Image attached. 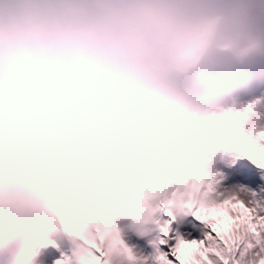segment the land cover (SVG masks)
<instances>
[{
  "label": "clouds",
  "instance_id": "obj_1",
  "mask_svg": "<svg viewBox=\"0 0 264 264\" xmlns=\"http://www.w3.org/2000/svg\"><path fill=\"white\" fill-rule=\"evenodd\" d=\"M254 148L264 0H0V264H153L193 208L228 233L217 164Z\"/></svg>",
  "mask_w": 264,
  "mask_h": 264
},
{
  "label": "snow or ice",
  "instance_id": "obj_2",
  "mask_svg": "<svg viewBox=\"0 0 264 264\" xmlns=\"http://www.w3.org/2000/svg\"><path fill=\"white\" fill-rule=\"evenodd\" d=\"M250 145L254 141L249 142ZM256 152L251 162L260 169H264V151L253 149ZM244 158V157H242ZM242 191H247L242 189ZM251 199L244 200L235 194H229L225 198L218 200L222 203L225 199L231 200L234 204L242 202V207L247 210L246 217L241 219L236 216L234 226L228 233L218 234L208 219L203 209L193 211L197 221L203 226L205 231L201 239H185L176 234L174 240L185 239L195 241L200 246L199 254L192 258L190 264H264V200H258L255 193H249ZM191 207V205H189ZM174 220L175 217L169 213ZM171 221L161 229L164 239H161L159 251L156 253L153 264H160L161 258H166L167 264H184V257L180 255L174 244H170ZM168 248V251H162L160 246ZM254 249L258 251L253 252ZM237 254H239L237 258ZM172 257L173 259H169ZM250 257V259H246Z\"/></svg>",
  "mask_w": 264,
  "mask_h": 264
},
{
  "label": "rangeland",
  "instance_id": "obj_3",
  "mask_svg": "<svg viewBox=\"0 0 264 264\" xmlns=\"http://www.w3.org/2000/svg\"><path fill=\"white\" fill-rule=\"evenodd\" d=\"M227 166L230 169H223L222 167L218 166L217 169L223 173V177L227 178V180L231 183H239L241 184V187H246L249 190V193H255L256 198L258 200H264V169L257 168L251 161L244 159V158H237L235 155H229L227 157ZM233 173L239 175V179H236L233 175ZM229 178V179H228ZM223 182H226V180H223ZM244 200L251 199V196H248L246 198H241ZM173 216L175 219L173 220L172 217H162L161 218V226H164L165 222L171 221V231L170 236L173 237V239L169 240L170 244H174L175 240L174 237L176 234L181 233L182 237L185 239H201L203 236V232L205 231L204 226L200 222H196L195 217L191 215L190 220H186V223H180L178 221V217L175 216V213H173ZM181 224V225H180ZM191 225V226H190ZM179 227V231H176V229ZM197 228L200 229L199 236H194L198 233ZM194 235H191V232H194ZM153 236H149L146 239H137L136 237H132L130 243L135 244L138 246L137 250L142 251L144 255H154V247H150L148 245V240L152 239ZM160 239H164L163 235H160ZM160 249L168 251V248L161 245ZM258 251V249H254L253 252ZM239 254H237L238 258ZM169 259H173L172 257H169ZM246 259H250V257H246Z\"/></svg>",
  "mask_w": 264,
  "mask_h": 264
},
{
  "label": "bare ground",
  "instance_id": "obj_4",
  "mask_svg": "<svg viewBox=\"0 0 264 264\" xmlns=\"http://www.w3.org/2000/svg\"><path fill=\"white\" fill-rule=\"evenodd\" d=\"M227 157L228 156H225L224 157V160H223V162L222 163H219L218 164V166H221L223 169H230L228 166H227ZM233 175H234V177L236 178V179H239V175H237V174H235V173H233ZM229 179V178H228ZM223 180H226V182H223ZM242 189H246L247 191H242ZM218 191H220V192H225V193H227V194H235V195H237V196H239L240 198H246V197H248V196H250L249 195V190H248V188H246V187H241V184H237V183H233V182H229L228 180H227V178H225V177H223V179H222V182H221V184L218 186V189H217ZM175 213V216H177L178 217V221H180V223H186V220L188 219V220H190V218H191V214H184V213H180V212H174ZM164 217H166V216H164ZM196 222H199V221H197V220H195ZM187 224V223H186ZM181 225V224H180ZM191 226V225H190ZM176 231H179V227L176 229ZM198 231V233L197 234H195L194 235V233L195 232H197ZM197 231H194V232H191V235H194V236H199V233H201L200 232V229L199 228H197ZM180 232V231H179ZM178 232V234L179 235H182L181 233H179ZM156 234L154 233L153 234V238H154V236H155ZM152 238V239H153ZM162 251H166V250H163V249H161ZM154 255H155V249H154Z\"/></svg>",
  "mask_w": 264,
  "mask_h": 264
}]
</instances>
